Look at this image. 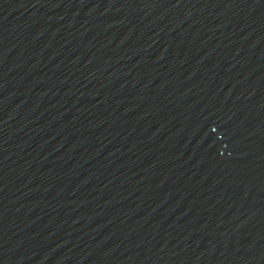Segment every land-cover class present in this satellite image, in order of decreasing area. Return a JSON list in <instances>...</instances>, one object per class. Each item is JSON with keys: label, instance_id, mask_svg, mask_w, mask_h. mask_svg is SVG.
Wrapping results in <instances>:
<instances>
[{"label": "water", "instance_id": "obj_1", "mask_svg": "<svg viewBox=\"0 0 264 264\" xmlns=\"http://www.w3.org/2000/svg\"><path fill=\"white\" fill-rule=\"evenodd\" d=\"M0 264H264V0H0Z\"/></svg>", "mask_w": 264, "mask_h": 264}]
</instances>
